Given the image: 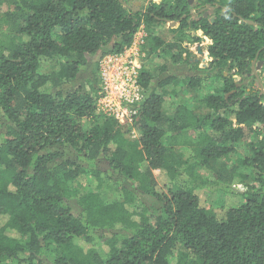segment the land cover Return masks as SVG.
<instances>
[{
  "label": "trees",
  "instance_id": "trees-1",
  "mask_svg": "<svg viewBox=\"0 0 264 264\" xmlns=\"http://www.w3.org/2000/svg\"><path fill=\"white\" fill-rule=\"evenodd\" d=\"M225 5L214 23L184 21L173 42L150 32L165 64L141 71L145 98L122 125L98 106L102 61L186 2L151 1L143 17L121 0H0V264H264V92L224 73L264 63V0ZM203 38L223 83L200 98L204 112L168 116V97L202 86L170 69ZM250 133V154L235 158ZM197 188L238 199L208 209Z\"/></svg>",
  "mask_w": 264,
  "mask_h": 264
},
{
  "label": "rangeland",
  "instance_id": "rangeland-1",
  "mask_svg": "<svg viewBox=\"0 0 264 264\" xmlns=\"http://www.w3.org/2000/svg\"><path fill=\"white\" fill-rule=\"evenodd\" d=\"M149 1L150 0H139V2H143V5H145ZM6 10H9L8 6H4L1 8V12H5ZM150 32H152L155 36L161 38L165 42H173L175 39L178 40L180 35L178 36L177 33H174L173 30L168 27L160 26L155 23L150 28H147V26L143 25L138 31L136 35L137 39L134 46L138 51V56L143 65L142 70L146 69L149 71L156 72L158 71L159 67L165 64V59L163 57L149 55L151 51L149 46ZM198 36H201V34H198ZM210 42L211 41L204 38L198 43H188L187 41H185L182 44V47L184 49L183 56L185 62L187 63L180 64L175 68L171 67L170 70H172L173 73H177L180 78H183L184 76L190 74L191 71H193L194 75L202 76L204 81L202 82V86L199 91L192 90L188 93H183L178 97H168L164 103V111L168 116H175L176 113H179V109L184 106L189 109L195 110L196 112L202 113L203 109H201L198 105L200 98H202L206 94L212 93L216 88H219L222 85L223 80L220 77H215V71L210 70L209 68L210 66H212V62L214 61V59L210 56L209 53V46L211 44ZM235 69L237 68L232 69L228 67L224 70V73L226 76H229L231 74L238 76L237 73H233ZM52 71V67L46 70L47 73H51ZM257 72L260 76L259 87L264 92V65L260 66V70ZM258 127L259 126L256 125L254 127V130H256ZM263 136L264 134L260 136V139ZM131 137L135 139L137 137V132L133 131ZM189 138L195 139L196 136L194 134H191ZM253 140L255 142L253 134L250 133L247 139H244L241 142L235 144V158H244L248 156L250 154V145ZM181 147L182 146H178L177 149L179 150ZM243 173L249 174V171L245 172V170H243ZM155 174L159 176L158 171L155 172ZM199 174L201 177L208 176V174L204 170H200ZM252 176L253 175L250 174L251 180L249 179L248 183L252 182ZM234 190L236 194L244 193L246 191V187L245 185L241 184L237 187H234ZM157 191L162 194H168V189L164 188L162 185H159V187H157ZM196 192L199 195L202 204L208 209H216L220 207V205H222V203L224 202L226 205L231 204L229 203V199H238L237 196L229 198L228 195L223 192H211L201 188H197ZM101 195L106 201L110 202L116 200L119 197V192L112 186L106 184L101 190Z\"/></svg>",
  "mask_w": 264,
  "mask_h": 264
},
{
  "label": "built area",
  "instance_id": "built-area-1",
  "mask_svg": "<svg viewBox=\"0 0 264 264\" xmlns=\"http://www.w3.org/2000/svg\"><path fill=\"white\" fill-rule=\"evenodd\" d=\"M134 44L122 55L107 57L101 63L103 92L98 106L122 125L132 123L145 96L140 83L142 63Z\"/></svg>",
  "mask_w": 264,
  "mask_h": 264
},
{
  "label": "flooded vegetation",
  "instance_id": "flooded-vegetation-1",
  "mask_svg": "<svg viewBox=\"0 0 264 264\" xmlns=\"http://www.w3.org/2000/svg\"><path fill=\"white\" fill-rule=\"evenodd\" d=\"M151 1L157 2L159 0L157 1L150 0L145 5H143V2H139V0H133V1L121 0V2L128 9L132 10L134 13H140L141 15H143V17L147 15V7L149 6ZM183 1L186 2V6L185 8L179 11L181 12V17L179 19L177 18L172 19V17L177 16V13L174 15L168 14V16L164 15V17L162 18H158V22L155 24H158L160 26H165L173 30L180 27L181 25L183 26L184 21H188L189 23L193 19H196L198 21L209 20L212 23H214L217 16L221 15L222 12H227L230 10V8L225 5V0H183ZM199 34H201L202 36L203 32L201 31L199 32ZM213 63L214 61L212 62V66L209 67L210 70H213ZM259 64H261L260 66L264 65L262 61H258L257 59H255L250 64V68H249L251 70L250 72L248 68L245 70V73L240 72L239 69H235L233 73H237L238 76L234 74L227 76L233 79V81L236 84V87L238 88H241L242 86H247L253 82H256L259 85L260 76L257 72L260 70ZM191 72L192 74H194L193 71Z\"/></svg>",
  "mask_w": 264,
  "mask_h": 264
},
{
  "label": "water",
  "instance_id": "water-1",
  "mask_svg": "<svg viewBox=\"0 0 264 264\" xmlns=\"http://www.w3.org/2000/svg\"><path fill=\"white\" fill-rule=\"evenodd\" d=\"M250 23V22H249ZM251 24V23H250ZM261 64H259V66H260Z\"/></svg>",
  "mask_w": 264,
  "mask_h": 264
}]
</instances>
